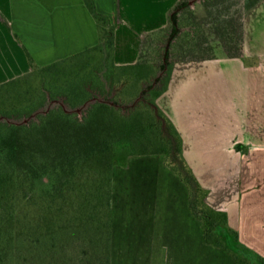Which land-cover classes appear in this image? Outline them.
I'll list each match as a JSON object with an SVG mask.
<instances>
[{
    "label": "crops",
    "instance_id": "obj_1",
    "mask_svg": "<svg viewBox=\"0 0 264 264\" xmlns=\"http://www.w3.org/2000/svg\"><path fill=\"white\" fill-rule=\"evenodd\" d=\"M177 1L94 0L116 23V65L137 62L144 37L167 26ZM97 43L84 0H0V83L29 72L26 50L45 66ZM156 104L181 136L182 154L208 191L207 204L226 213L237 242L264 257V215L256 219L252 202L259 192L252 182L264 162V0L243 18L240 56L176 62ZM215 161L233 163L225 165L226 176L235 179L232 189L203 179L199 163ZM127 164L121 172L131 184L120 193L129 200L111 205V258L119 251L134 264H237L229 251L203 241L189 191L164 154L131 156Z\"/></svg>",
    "mask_w": 264,
    "mask_h": 264
},
{
    "label": "trees",
    "instance_id": "obj_2",
    "mask_svg": "<svg viewBox=\"0 0 264 264\" xmlns=\"http://www.w3.org/2000/svg\"><path fill=\"white\" fill-rule=\"evenodd\" d=\"M258 1L252 2L248 10ZM84 3L97 26L98 43L95 46L45 66L38 65L26 50L29 72L0 83V264L9 263L8 255L16 243L35 248L43 238L49 236L50 240L55 239L57 228L67 229L73 226L87 228L91 244L96 240L106 244V251L103 256L98 257V264H110L112 174L111 166L103 168L98 158L104 153L100 149H108V138L115 140L122 124L123 131L127 134L130 132V120L133 122L138 118L144 119V132L154 137L156 152L165 155V164L186 185L190 209L202 222L203 241L229 251L237 264H252L237 252L231 251V239L237 241V233L227 226L226 213L214 210L205 201L208 191L199 183L182 154L181 136L156 102L151 101L149 97L155 87L161 86L155 95H160L166 90L168 70L172 65L167 61L158 65L152 64L147 56V48L152 45L156 35L165 33L168 35L166 38L171 40L179 36L182 32L181 14L185 10L189 11L190 0H178L167 14V26L144 37L138 60L133 65L114 64L116 23L97 10L94 0H84ZM192 24L200 30V24L196 20L192 19ZM228 25L231 26V23ZM242 26L243 21L239 45L235 52H230L229 47L223 43L229 57L241 55ZM217 33L223 41L224 32L218 30ZM207 43L203 44L212 50L211 55L195 59L215 57L213 49ZM92 54L104 57V62L99 61L98 80L109 81L112 88L123 83L129 86H122L113 99L101 101L98 98L100 96L91 94V90L87 91L78 83L80 86L74 97H66L61 92L57 93L61 96L59 99L55 94L50 98L57 100L55 107H50L43 113L49 104L47 90L49 92L50 89L47 84L61 82L55 85L61 86L62 89L66 88L71 80L85 79L91 71L89 60ZM107 58L110 62L105 61ZM146 64H150L152 68L145 84L141 86L143 81L139 78L133 80L127 73ZM99 85L100 83L97 84V90L98 87L101 88ZM127 90H131L130 95L124 94ZM107 93L108 91H105V94ZM121 97L123 102L118 101ZM124 102L128 105L126 110L123 108L126 114L119 109L123 107ZM84 104L86 106L82 108L79 118L76 115L77 108L83 107ZM62 105L69 108L67 110L73 114L68 113ZM102 107L105 109L101 111ZM107 109L110 111L111 120L113 119V126L105 128L97 123ZM69 115L74 116L75 125L79 127L75 135H84L78 132L83 127L82 122H87L92 127L91 134L94 138L102 141L96 143L95 140L86 139L85 144H79V151L75 153L69 152L66 146L56 150L52 145L41 148L35 142L34 135L39 133L42 124V129L46 128L49 133V121L63 120L70 117ZM26 119L28 120L25 121ZM116 123H120V126ZM65 129L62 127L60 135ZM85 150L93 151L82 154ZM40 176L48 179V187H36Z\"/></svg>",
    "mask_w": 264,
    "mask_h": 264
},
{
    "label": "rangeland",
    "instance_id": "obj_3",
    "mask_svg": "<svg viewBox=\"0 0 264 264\" xmlns=\"http://www.w3.org/2000/svg\"><path fill=\"white\" fill-rule=\"evenodd\" d=\"M254 1L255 0H190L189 11L185 10L181 14L180 26L182 28V32L179 36L173 40L166 38L168 35L165 33L153 37L152 45L147 48V56L150 62L158 65L167 61L172 65L168 70V75H170L173 65L178 61L211 55L212 50H210L203 43L208 42L207 45L213 49L215 56H222L226 53L223 43L229 47L230 52H235L240 41L241 22L248 11V6ZM192 19L196 20L200 24V30L193 26ZM229 23H231V26L228 25ZM217 29L224 32L225 37L223 41H221L219 34L217 33ZM166 52H168V56H166ZM100 60L104 62V57H100L99 54H92L89 60V71L91 70L89 75L82 80H71L66 88L63 87L61 89V86L55 85L61 82L55 83L54 85L51 83L47 84V87L50 89L49 92L47 90L49 104L43 113H46L50 107H55L57 100H50V98H53L55 94L62 92V94L66 97H74V95L78 92L76 90L79 89L80 84L83 85L87 91L91 90V94L100 96L98 98L101 101H104V99H113L115 95L119 93L122 86H125V88H127L126 86H129V84L123 83L118 87L113 86L112 88L110 87L112 84L109 81H106L105 79H99L102 82L99 81L97 76L100 75L98 72ZM105 61L110 62L109 58ZM149 66L150 64H146L144 67L142 66L141 68L130 70L128 71L127 76L133 77V80L139 78L140 81H143L141 82L142 86L145 84V79H147L150 74L152 66ZM98 83H100L99 86L101 88L99 89L98 87L97 90ZM160 87L161 86L155 87L156 89L149 94L151 101L156 102V99L162 94L155 95ZM105 91H108V93L105 94ZM130 92L131 90H127L124 91V94L130 95ZM57 95V98L60 99V94ZM118 101H122V97ZM109 105L112 107L111 103ZM62 106L66 108L65 110L69 109L65 105ZM85 106L86 104H84L83 107L77 108L76 115L79 118L81 117V110ZM117 107L118 106H115V108ZM127 107L128 105L124 102L123 107H120L119 109H122L123 112H121L126 114L125 110ZM123 108H125V110ZM103 109H105V107H102L101 111ZM67 112L73 114L69 110H67ZM69 116L70 117L63 120L52 119L49 121L48 127L51 129L49 133L46 128L44 130L42 129L44 126L42 124L39 133L34 135L35 142H37L41 148H47L49 145H52L56 150H59L62 146H66L69 152L75 153L79 151V144H85L86 139H89L90 141L95 140L94 142L96 143H100L102 141L94 138L93 134H91L92 127L87 122H82L83 127H81V131L78 130L79 134L82 132L84 135H75L77 133L76 129H79V127L75 125L74 116ZM110 117V111L107 109L105 114H101L97 124L99 126L103 125L105 128L112 127L113 119L111 120ZM27 120L28 119L25 121ZM129 124L130 132L125 134L122 124V127L118 128L119 130L116 139L113 140L111 137L108 138V149H100L104 152L98 158L101 166L103 168H109V166H111V205L116 201L129 200V194L120 193L122 187H126L131 184L128 172L124 174L125 176L122 175L121 172L122 169H124L123 167L128 165V159L131 156L157 153V148L153 143L155 141L154 137L151 135L148 136L146 132H144V119L138 118L133 122L130 120ZM117 125L120 126V123ZM62 127H65L66 131L60 135L59 131ZM92 151L93 150H85L82 154L92 153ZM226 164L229 167L233 163L230 161L200 162L199 165L205 171V173H203V179L216 189L224 187L232 189L235 186V179L231 176L229 177V175L226 176V170H228L225 167ZM259 168L262 170V176L259 175L254 179V181L252 179V186H255L254 189L259 191L255 195L256 198L252 200V202L255 203V213L259 212V214L255 216L256 219H261L260 216L264 215V162L259 163ZM113 172H115V182L113 180ZM49 185L50 182L44 176H40L36 181V187L38 189L46 188ZM102 233L106 236L104 232ZM89 234L90 233L87 228L82 226H73L67 229L57 228L55 239L50 240V238H48L49 236L43 238L41 242L35 246V248L16 243L13 245L11 253L8 255V264H98V257L103 256V252L106 251V244L103 242H96L97 240L95 243L91 244L89 242ZM104 235L103 238L105 237ZM221 236L223 237V235ZM47 238L50 240L49 242ZM231 241V251L237 252L240 256L249 260L252 264H264V257L260 256L254 250L233 239H231ZM125 244L126 243H124L123 247H125ZM118 245L119 244L117 243V246ZM120 246L122 245L120 244ZM111 254L112 250L110 242V264L135 263L134 258L121 256L119 251L116 252L115 256L112 258Z\"/></svg>",
    "mask_w": 264,
    "mask_h": 264
}]
</instances>
